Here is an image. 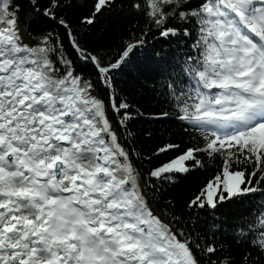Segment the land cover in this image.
Instances as JSON below:
<instances>
[{
    "label": "snow or ice",
    "instance_id": "snow-or-ice-1",
    "mask_svg": "<svg viewBox=\"0 0 264 264\" xmlns=\"http://www.w3.org/2000/svg\"><path fill=\"white\" fill-rule=\"evenodd\" d=\"M161 40L136 107L116 73ZM139 118L187 139L144 154ZM206 160L184 212L155 207ZM244 201L229 242L198 226ZM0 264H264V0H0Z\"/></svg>",
    "mask_w": 264,
    "mask_h": 264
},
{
    "label": "trees",
    "instance_id": "trees-1",
    "mask_svg": "<svg viewBox=\"0 0 264 264\" xmlns=\"http://www.w3.org/2000/svg\"><path fill=\"white\" fill-rule=\"evenodd\" d=\"M21 2L27 7V0H21ZM70 15L74 17V13L70 12ZM107 32V36H102V39L109 41L108 43L98 45L106 51L118 50V46L121 41V37L127 39V36L123 33L122 29L114 26L113 20L102 19L100 28L96 30ZM169 44L163 40L156 42L153 48L147 50H141L136 53L135 56L129 61L128 64L123 66L115 76L116 84L119 89H122V95H127L131 98V103L136 107H140L141 96H152V92L149 90L153 84V77L155 76V69L153 68V61L151 58L155 52H160V56H166V52L161 49L167 50ZM83 67V65H82ZM89 70L88 68L85 69ZM159 86L158 84L156 85ZM154 102V100L152 101ZM143 111L144 109L141 108ZM130 127L135 128H147L153 132V137L149 138L143 133L138 138L136 144L138 150L144 154H149L150 150H154L155 146L164 141H174L179 143L180 140L187 139L182 137L181 126L172 121H163L156 123L153 121H146L143 118H139L133 121ZM168 157H161V159H167ZM206 159V158H205ZM155 163V161H154ZM137 165L142 167L145 171L151 167L146 161L141 159L137 161ZM214 171L213 163L206 160V167L200 170L191 172L190 175H184L182 177H176L177 183L174 185H165L166 194L160 197V203L155 205L160 208L164 205L166 200L175 198L177 203L176 214L180 215L184 212V200L206 180L211 178ZM249 208V202L243 203L237 202L234 204H225L219 211L214 214L209 211H204L199 214L198 226L203 227L205 225H220V231L218 232V238L224 242H229L228 238L232 236V226L235 225L239 219L246 215ZM219 217V219H217Z\"/></svg>",
    "mask_w": 264,
    "mask_h": 264
}]
</instances>
